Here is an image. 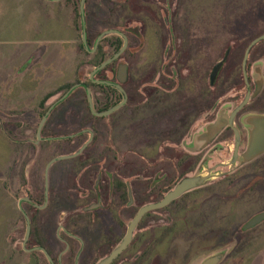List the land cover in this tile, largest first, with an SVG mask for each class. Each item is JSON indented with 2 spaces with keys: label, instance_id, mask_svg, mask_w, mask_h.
<instances>
[{
  "label": "flooded vegetation",
  "instance_id": "af4514ba",
  "mask_svg": "<svg viewBox=\"0 0 264 264\" xmlns=\"http://www.w3.org/2000/svg\"><path fill=\"white\" fill-rule=\"evenodd\" d=\"M131 1L117 0V3L126 8L127 3ZM150 1L157 6L163 3L161 5L165 7L166 0ZM168 4L169 7H165L167 15L164 11L159 14L157 9L145 6L143 23L127 18L125 13L128 12H125V9L122 12L121 6L116 7L118 10L107 12V27L97 36L114 30L124 34L128 41L126 50L111 63L112 68L105 71L106 75L101 78L95 75L93 78L107 84L92 81L91 73L88 83L79 80L78 75L76 81L64 93H60L59 99L69 92L58 105V120L54 128L58 136L53 137L56 140L50 137L52 132L46 131L52 112L47 118L49 122L44 124L41 130L48 134L41 140L42 143L52 146L53 142H57L60 155L46 163L45 172L39 175L40 180L38 179L42 181L40 188L34 184V174L25 175L26 182L32 180L28 194L21 198L24 199L21 203L23 212L30 222V234L25 249L22 242L23 251L29 259L31 258L27 261L28 264H102L123 244L130 223L143 207L159 203L183 179L199 175L198 171L204 165V152L207 148L213 145L215 151L223 153L232 139V158L236 150V129L239 135L238 155L241 156L246 150L248 131L244 132L241 127L244 114H264L249 110L248 107L263 90L262 87L260 92L252 97L257 86L255 83L253 92L254 82L249 78L248 61L264 59V40L250 50L247 59L246 71L251 98L236 113L231 125H226L209 144L198 146L196 151L191 153V148L196 147V137L204 132L208 125L216 122L222 111L217 107L223 97L220 78L224 63L212 85L210 77L214 66L224 56L213 65L209 73V87L215 92L213 102L206 106L205 63L200 65L203 72L199 71L194 76H191L188 65L192 48L197 51L200 49L196 40L199 36L196 31L190 29L174 28L172 18L179 11L180 0L177 3L175 0H168ZM85 6L87 11L84 26L81 22L76 29H81V47L83 46L88 55L93 57L102 40L109 36L121 38L124 44L123 38L118 34H110L103 37L95 49L97 39L91 42L88 29L93 12L87 0ZM251 16L248 33L252 39L249 45L264 35V15L263 27L260 30L255 27V15ZM147 19L166 21L167 24L162 23V33L154 40L155 49L151 51L149 65L146 64L148 76L143 77L140 76L139 67L133 68V63L127 60V56L132 54L133 59H136L141 54ZM83 29L86 33V46L82 41ZM133 40L135 43L132 44ZM230 43H234L233 39H230ZM231 51L232 47L226 53L230 54ZM121 66H126L127 74L123 83H119L117 78ZM242 78L245 84L243 72ZM245 88L246 96V84ZM87 89L90 90L95 113L106 112L124 100L125 103L109 116L98 117L90 109ZM95 91L99 92L94 94ZM245 96L235 108L226 111L228 119ZM67 101L68 105L64 106ZM61 105L63 107H60ZM105 108L106 110L100 111ZM12 116L17 118L14 114ZM103 118V126H98L95 120ZM14 125L10 129V140L17 144L13 132L18 128ZM38 127L39 125L37 135ZM95 128H101L98 131L104 134L101 146L95 145L98 140L95 138ZM84 136L87 138H83ZM66 148L73 151L61 155V149ZM122 148H125L124 151ZM132 148H135V151L131 150ZM176 150L182 152L178 153ZM129 154L131 160L127 156ZM59 157L67 158L52 162ZM223 164L219 162L216 166L219 168ZM141 165H147L149 169ZM213 167L210 166L209 171H214ZM204 185L182 194L163 208L144 214L135 225L126 247L108 264H175L171 246L175 235L180 232L186 234L189 239H200L203 243L201 249L204 251L207 241L213 239L215 244L221 243L226 216L220 201H213L212 195L207 198L199 192L204 189ZM193 192L199 195L193 196ZM24 219L27 229L26 218ZM189 261L190 258L184 256L180 262L189 264Z\"/></svg>",
  "mask_w": 264,
  "mask_h": 264
},
{
  "label": "rangeland",
  "instance_id": "374dc122",
  "mask_svg": "<svg viewBox=\"0 0 264 264\" xmlns=\"http://www.w3.org/2000/svg\"><path fill=\"white\" fill-rule=\"evenodd\" d=\"M34 1L0 0V104L4 96L20 98L23 96V91L26 90V87L29 90L34 86L36 83L35 79L42 78L44 75H52L53 68L56 66L54 61H57L58 58L53 59L50 68L45 71L43 57L39 53H33L37 47L68 48L72 43L71 48L74 52H72L70 59H65L69 61L70 66L66 63V68L63 69L61 74L64 78L62 81H65L66 77L74 76L78 69L80 72L78 79L88 83L89 74L93 69L91 66L93 57L88 55L81 47V29L74 30L69 17V9L75 15L78 14V0L66 1L71 4L60 0L61 9L59 6L57 8L58 14L62 19L60 22L58 21V33L60 34V36L58 35V40L51 38L52 34L50 33L53 28L55 29V21L45 23L44 13H42V10L37 11ZM177 1L175 0L176 3ZM87 2L93 12L88 29L89 33H91L90 40L94 42L97 34L103 32L105 27H107L105 26L107 24L106 13L113 9L116 10L118 6L122 8L123 6L117 3V0H87ZM164 2L165 7H169L168 0ZM161 4L157 6L150 0H132L127 3L128 7H124L121 10L123 12L125 9V12L129 13H125L127 18L137 19L143 23L145 6L157 9L159 14L164 11V14L167 15L168 11ZM51 6L56 7L55 3H52ZM86 11L87 7L85 6L84 16H86ZM252 14L257 19L255 27L260 30L263 27L264 0H180L179 11L172 18L173 26L179 30L190 29L196 31L197 36H199L196 40L200 49L197 51L192 48L188 65L191 76H194L199 71L203 72L200 65L205 63L206 79L204 89L207 95L206 106L213 100L215 92L214 89L212 90L209 87V73L213 65L223 56L227 57L220 78L223 97L217 109L231 110L245 96L246 88L242 78L241 63L244 52L252 39L249 36L250 33H248V30H250L249 20L252 18ZM171 17L170 15L172 24ZM76 18V23L79 25L80 19L78 16ZM25 20L26 22L24 23ZM148 20L144 27L146 31L145 37L142 39L144 46L141 54L136 59H133L132 54L127 56V60H131L133 63V68L139 67L140 76L143 77L148 76L146 64L149 65L151 61V51L155 49L153 46L154 40L159 38L158 34L162 33L160 32L164 27L162 23L167 24L166 21ZM22 24L23 26L27 25L25 32L22 30ZM70 30H72L73 34L72 42L67 37ZM230 39H233L234 43H230ZM133 43H135V40L132 41ZM231 47V53H226ZM27 50V58L30 56L27 61V65L30 67L29 72L24 77L19 76L16 72L9 74L7 70H10L12 64L17 63L18 57L24 54L23 51L27 52ZM60 53H58V57H61ZM256 69L258 72H256ZM68 72L69 74L67 75ZM248 72L251 82H254V84L252 83L253 92L255 83L258 80L262 81L263 87L258 98L249 104V110L264 113V59L259 61H251L249 59ZM105 75L103 73L97 78ZM29 83L30 86H26ZM69 86H65L61 91L59 90L58 94L64 93ZM41 93L34 92L31 96L34 99L40 98ZM95 93L97 92L95 91ZM22 99H26V95ZM68 102L63 105L67 106ZM63 105L60 107H63ZM28 107L26 109H31ZM34 114H36L34 111L15 114L17 118H14L11 112L0 114V125L4 127L3 129L8 139H11V126L15 124L14 126L18 128L16 132H13V137L17 140L15 146L18 155L16 159L6 160L7 152L3 148V137H0V264H28L27 261L31 259L26 256L22 249L26 230L25 213L22 205L21 209L18 206L19 200L26 193L28 194L29 185L32 182V180L26 182L25 175L34 174V184L40 188L42 181H39V175L45 172L46 163L51 158L60 155L58 150L53 152V146H49V143H42L41 140L48 135L45 131H41L39 136L37 135V126L44 111L40 110L39 116L36 117H34ZM247 114H244V118L241 121V127L246 133L248 127L245 124V120L250 116ZM103 120L105 118L95 120V123L102 127L104 124ZM100 129L95 128V138L98 139L96 146H101L104 142V134L99 132ZM83 138H87V136ZM35 143L36 145H34ZM233 143L231 139L223 153L215 151L216 148L213 145L207 148L204 152L206 157L204 165L198 171L199 174L205 175L210 170V166H214L213 175L218 173V176L208 181L204 185V189L199 190V192L203 196L206 195L207 198L212 195L213 201L218 200L222 204V211L224 216H226L222 228V241L217 244L213 242V239L207 241L206 250L204 251L201 249L203 243L200 239L198 240L195 237L189 239L186 234L180 232L175 235L171 246V251L176 259L175 264H183L180 261L183 260L184 256L190 258L189 264H201L205 259L217 254H222V260L219 264H264V221L249 230H243L242 227L252 216L264 212V154L249 163L241 164L237 162L232 166L225 165L218 168L216 165L219 162L230 163L234 148ZM196 148L197 146L191 148V153L195 152ZM124 149L122 148L123 151ZM131 150L135 151V148ZM72 151L73 149L66 148L61 149L60 153L61 155H66ZM176 151L178 153L182 152L181 150ZM86 154L85 151L84 155ZM127 156L131 160V155ZM141 166L149 169L147 165ZM216 167L217 169H215ZM132 168H134V165ZM192 194H194L193 196L199 195L198 193L195 194V192ZM47 230L50 232L49 229Z\"/></svg>",
  "mask_w": 264,
  "mask_h": 264
},
{
  "label": "water",
  "instance_id": "95a60500",
  "mask_svg": "<svg viewBox=\"0 0 264 264\" xmlns=\"http://www.w3.org/2000/svg\"><path fill=\"white\" fill-rule=\"evenodd\" d=\"M86 4V0H80L79 3V11H80V17H81V22L82 25L84 26L85 23V16H84V7ZM110 34H118L120 37L123 38L124 40V44L121 47V49L115 53L111 58H109L105 63L101 64L99 67L95 68L91 74H90V79L92 81H94L97 84H107L105 82H99V81H95L93 80L94 76L96 75L97 72L103 70L105 67H107L109 64H111L112 62L116 61L121 54L126 50L127 47V38L124 34L118 33L117 31L114 30H110L107 32L102 33L96 41V45H95V49L98 45V43L101 41V39L103 37H105L106 35H110ZM264 40V35L255 39L254 41L251 42V44L247 47V49L245 50L244 53V58L242 61V72H243V76H244V81L247 87V94L244 98V100L242 101V103L236 108V110L232 113L230 119H228V117L226 116V111L222 110L219 118L216 122H214L213 124H210L206 127V129L204 130V132H202L201 134H199L196 137L195 140V145L198 147H202V146H206L207 144H209L218 134L221 133V131L226 127V125L228 124H232V119L234 118V116L236 115V113L238 111H240L249 101V99L251 98L250 95V85L247 79V71H246V65H247V59H248V55L250 50L260 41ZM82 41L84 43V45L86 46V33L85 30L83 29V33H82ZM227 57H224L218 64H216L213 68V71L211 73V85L214 83V80L216 79L223 63L226 61ZM256 72H258V70L256 69ZM126 66H121L118 69L117 72V78L119 83H123L125 81L126 78ZM257 88L256 91L253 93L252 97H255L261 90L262 88V81L258 80L256 82ZM69 93V92H68ZM68 93H66L64 95L63 98L59 99L58 101H56L54 104H52L50 106V108L47 110V112L45 113V115L43 116L39 127H38V136L42 130L43 125L45 124L48 116L51 114V112L55 109V107H57L68 95ZM90 90L87 89V97H88V102L90 105V109L92 112H94L93 110V106H92V100H91V96H90ZM124 102L116 105L115 107L111 108L110 110L106 111V112H102V113H95L94 114L98 117H107L110 114L114 113L115 111H117L119 108H121L123 106ZM245 124L248 127V145L246 150L241 154V156L238 155V146H239V135L236 129H234L235 131V138H236V150L235 153L230 161V163L228 164H223L222 166L225 165H235L237 162H240L241 164H245V163H249L251 161H253L254 159L258 158L259 156L264 154V114L263 115H252L249 116L246 120H245ZM40 140V139H39ZM80 153V152H79ZM67 157H59L54 159L52 162H56L58 160H63ZM49 166V165H48ZM213 171H208L205 175L203 174H199L196 175L194 177H189L186 179H183L175 188L173 191H171L170 193H168L159 203L156 204H151V205H147L145 207H143L134 217V219L132 220V222L129 225L128 228V232H127V236L125 241L123 242V244L121 246H119L114 252L113 254L106 260L104 261L102 264H108L113 258H115L128 244L130 237L132 235V231L135 227V225L138 223V221L142 218V216L144 214H146L147 212L156 210V209H160L165 207L166 205H168L171 201L175 200L176 198L180 197L182 194L195 189L197 187H200L204 184H206L208 181H210L213 177L218 176L216 173V175L212 173ZM24 201V199L19 200V208L21 209V203ZM26 218V222H27V229H26V236L25 239L23 240V248L25 249V245L26 242L28 240L29 234H30V222L28 220V217L25 215ZM264 221V212L260 213L256 216H254L253 218H251L243 227V230H249L252 229L256 226H258L261 222ZM222 260V254H217L214 256H211L207 259H205L201 264H218L220 263V261Z\"/></svg>",
  "mask_w": 264,
  "mask_h": 264
},
{
  "label": "crops",
  "instance_id": "0c3cea01",
  "mask_svg": "<svg viewBox=\"0 0 264 264\" xmlns=\"http://www.w3.org/2000/svg\"><path fill=\"white\" fill-rule=\"evenodd\" d=\"M60 2H61L60 0H35L34 1L37 7V11L42 10V13H44L43 17H45V23H52L53 21H55L56 23L55 29L53 28V30H51L50 33L52 34L51 38H55L57 40H58V35L60 36V34L58 33V21L60 22L62 19V17L58 14L59 12L57 8V6H59V8L61 9ZM52 3H55L56 5L55 8L54 6L53 7L51 6ZM69 12H70L69 17L71 18L70 19L71 24L75 30L77 26V23H76L77 16L72 11H70V9H69ZM25 22L26 20L24 21V23ZM22 30L25 32L27 30V25L23 26L22 24ZM70 32L67 35V37H68V40L72 42L73 40L72 30H70ZM71 47H72V43L71 45H69L68 48H58L57 49V48H38L37 47V49L33 51V53L34 54L39 53L41 57H43L45 71L46 69L50 68L53 59L55 60L56 58H58L57 61H54V64L56 66L53 68L54 70H53L52 75H49V76L44 75L45 77L43 76L42 78L40 77V78L35 79L36 83L29 90L26 87V90L23 91V96L26 95V99H22L23 101L21 100L23 96L20 98L4 96L0 104V114H8L11 112L12 114L15 115V114H20L24 112L28 113V111L30 112L34 111L36 113L34 114V117H36V116H39L38 113L40 110L43 111L40 108V104L45 98L48 99L47 102L45 103V107H48V109L50 108L52 104L58 101L60 97V94H58L59 90L61 91L65 86H68V85L71 86L76 81L77 76L80 74L79 70L77 69L76 74L74 76L66 77L67 79H65V81H62L64 80L63 76L61 75L62 71L64 68H66V63L69 64V61H66L65 59H70L72 52H74ZM23 52L24 54H21L18 57L17 63L12 64L11 69L7 70L9 74L12 72H16L19 76L24 77L29 72L30 67L27 65L28 64L27 61L29 60L30 56L27 58L28 50L27 52L26 51H23ZM58 53L61 54V57H58ZM64 54H65V58H64ZM68 74L69 72L67 73V75ZM27 85L30 86V83L26 84V86ZM34 92L35 93L42 92L40 98L34 99V97L31 96V94H33ZM26 107L31 108V109H26ZM57 120H58V109L54 111L52 115V120L49 123L48 128L46 129V131L48 132L50 131L53 133L50 137L54 141L56 139L53 137L58 136V132L54 129L56 126ZM3 128L4 127L0 125V133H1L0 137H3V145H4L3 148H5V151L7 152L6 160L11 161L17 158L18 151H16V146H15L16 144H14L10 139H8ZM51 145L53 146V149H52L53 152H56L58 150V143L53 142Z\"/></svg>",
  "mask_w": 264,
  "mask_h": 264
},
{
  "label": "trees",
  "instance_id": "16d2710c",
  "mask_svg": "<svg viewBox=\"0 0 264 264\" xmlns=\"http://www.w3.org/2000/svg\"><path fill=\"white\" fill-rule=\"evenodd\" d=\"M80 3V0H78V5ZM77 15L78 18L80 19V24H81V17H80V12H79V8L77 11ZM98 36H96L94 38V40L97 39ZM114 39H116V41H114ZM123 45V41L121 38L116 37V36H109L107 38H104L101 42V44L99 45L98 51L96 52V54L93 56V60L91 62V66H92V71L99 67L101 64L105 63L109 58H111L116 52L119 51V49L121 48V46ZM83 47V46H82ZM109 68H112V65L110 64L109 66H107L106 68H104L103 70L99 71L96 75V77L102 75L103 73H105L106 70H108ZM91 71V72H92ZM90 72V73H91ZM90 84V83H89ZM97 93L99 91H96ZM47 98H45L41 104H40V108L44 111V114L42 115V117L45 115L46 111L48 110V107H45V103L47 102ZM58 109V106L55 107V109L52 111L51 116L53 115L54 111ZM105 109H100V111H104ZM42 119V118H41ZM49 122V119L47 120V122L45 123V125ZM240 230V228H239Z\"/></svg>",
  "mask_w": 264,
  "mask_h": 264
}]
</instances>
